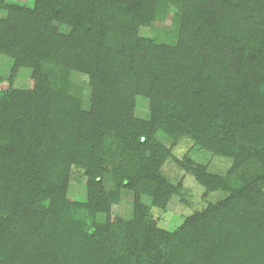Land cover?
<instances>
[{
    "label": "trees",
    "instance_id": "16d2710c",
    "mask_svg": "<svg viewBox=\"0 0 264 264\" xmlns=\"http://www.w3.org/2000/svg\"><path fill=\"white\" fill-rule=\"evenodd\" d=\"M165 1L59 0L49 12L8 6L0 52L33 72L30 87L0 94V264H264V0H179L186 6L174 47L138 33ZM221 6L231 20L207 16ZM53 20L70 30L61 33ZM204 20L212 25L208 43L200 36ZM74 69L89 75L88 111L63 95ZM149 81L161 85L155 101L172 120L158 123L163 130L197 136L203 148L233 160L224 176L208 180L196 170L208 189L229 194L173 231L156 227L138 198L154 195L136 179L155 165L126 162L152 141L156 119L145 125L130 116L134 94L149 91ZM230 81L238 85L233 97L254 89L252 98L227 106ZM166 88L173 116L159 97ZM213 109L222 117L208 135ZM109 138L120 144L115 193L101 191ZM72 163L85 168V201L66 200ZM122 188L135 193L130 220L113 212Z\"/></svg>",
    "mask_w": 264,
    "mask_h": 264
},
{
    "label": "rangeland",
    "instance_id": "374dc122",
    "mask_svg": "<svg viewBox=\"0 0 264 264\" xmlns=\"http://www.w3.org/2000/svg\"><path fill=\"white\" fill-rule=\"evenodd\" d=\"M60 1L64 4L63 0ZM178 1L166 0L162 13L147 25L140 26L138 33L145 38L153 40L154 44L167 47L176 46L178 41L176 31L180 27V15H183L186 6V4H181ZM212 1L202 0V3L208 4ZM58 2L59 0H0V21L10 16L11 10L8 7L9 5L27 8L29 11L33 9L36 11L42 8L43 12H49L52 5H56ZM221 7L220 9L209 7L207 16L212 18L213 16L224 15L225 18L231 20L230 15H227L225 12L226 8ZM24 17V21L27 23L30 17L29 15H25ZM209 22L207 23L209 24ZM51 24L57 26L63 34L70 30L68 26L62 25L58 21L53 20ZM203 27L204 29H201L203 33L200 35L202 37L201 40L208 43L209 38H211L209 30L212 25H206L204 20ZM201 40L200 44H202ZM17 64V59L8 54V52L6 53L5 50L4 52H0V94L5 92L9 87L19 90H25L30 87L32 83V67ZM227 64L230 66L231 63L227 62ZM219 69H221L220 71H226L229 68L220 65ZM13 71L14 74H12ZM69 79L71 81L69 89L63 91V95L68 97L71 102L79 100L81 110L88 111L90 107L89 75L74 69L69 72ZM149 82L152 84L151 81ZM152 85V91L151 89L147 92L141 90L134 94L130 107L132 112L130 116L139 121L140 124L146 125L149 123L151 125L154 118L156 119L155 125L151 127L152 141L149 146L140 151L139 156L138 153H134L135 155L130 156L126 162L131 167H134L137 160L141 162L146 158L147 160L149 159V163L155 165V167L151 166L149 169L141 172L143 177L136 179V185L142 186L144 189L149 188V191L155 189L154 195H148L147 191H140L138 198L141 204L147 208L149 218L155 223L156 227L166 231H173L189 215L203 210L209 204L224 199L229 194L221 188L208 189L197 179L196 170H204L205 178L208 180L211 175L224 176L230 169L233 160L229 156L212 153L203 148L197 140V136L186 133L175 135L163 130L158 123L172 120H168L169 118L165 116L161 117L158 104L155 101L157 97L153 92L160 89L161 85L159 83ZM229 85L230 88H227L229 90L228 96L224 99V103L227 106L235 107L237 103H242L244 99L252 98L254 89L245 90L243 96H240L241 98H236L233 97V94L234 90L237 89V83L230 81ZM166 89L167 92L158 91L160 92L159 97L162 98V101L166 102L165 108L167 109L165 110L173 116L170 104H175V102L172 100L173 98L169 89ZM180 92L182 93V91ZM180 92L176 95L177 99L181 98ZM218 111L217 109H213L210 112L213 121L207 127L209 131L208 135H216L219 131L216 122L221 119L222 113ZM130 128H133V126H130L129 130ZM132 132L129 131L131 135ZM108 143V152L104 156L103 162L105 174L101 184V191L115 193L119 188L116 183L117 181L113 177V171L119 163L120 144L115 142L113 138H109ZM69 173L70 178L65 194L66 200L70 202L85 201L87 197V174L85 173V168L72 163ZM144 175L149 176L146 181H144L146 178ZM153 179L157 180L154 184L151 182ZM134 195L135 193L131 189H120V200L117 205H114L113 212L123 220H130L132 218ZM46 202L47 199L44 200V204ZM95 218L98 221L104 220V216L101 213L97 214ZM89 222L90 220H88L90 226ZM51 224L52 222L50 221L47 227Z\"/></svg>",
    "mask_w": 264,
    "mask_h": 264
}]
</instances>
